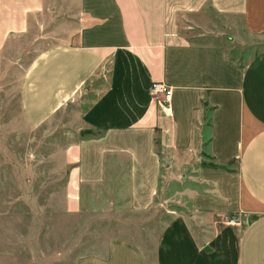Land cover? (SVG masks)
<instances>
[{
	"label": "crops",
	"instance_id": "0c3cea01",
	"mask_svg": "<svg viewBox=\"0 0 264 264\" xmlns=\"http://www.w3.org/2000/svg\"><path fill=\"white\" fill-rule=\"evenodd\" d=\"M220 34L263 37L264 0H0V54L44 46L21 81L27 124L76 121L51 158L59 208L111 220L75 264H264V51L242 62Z\"/></svg>",
	"mask_w": 264,
	"mask_h": 264
},
{
	"label": "rangeland",
	"instance_id": "374dc122",
	"mask_svg": "<svg viewBox=\"0 0 264 264\" xmlns=\"http://www.w3.org/2000/svg\"><path fill=\"white\" fill-rule=\"evenodd\" d=\"M187 36L197 38L196 32ZM217 36L207 40L242 62L264 51V36L241 43L226 34ZM42 47V40L25 45L17 40L0 54V264H75L81 255L101 252L105 237L114 234L105 225L111 220L86 212L66 214L57 204L63 184L55 181L60 175L51 158L59 145L76 138L72 113L38 129L30 128L23 116L21 81ZM237 160L230 164L233 172ZM246 203L257 207L249 198Z\"/></svg>",
	"mask_w": 264,
	"mask_h": 264
},
{
	"label": "built area",
	"instance_id": "2783aa9c",
	"mask_svg": "<svg viewBox=\"0 0 264 264\" xmlns=\"http://www.w3.org/2000/svg\"><path fill=\"white\" fill-rule=\"evenodd\" d=\"M153 100L165 114L171 112L173 89L164 81H154L151 88Z\"/></svg>",
	"mask_w": 264,
	"mask_h": 264
}]
</instances>
